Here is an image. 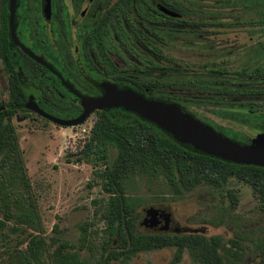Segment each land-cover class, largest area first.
Listing matches in <instances>:
<instances>
[{"label": "flooded vegetation", "instance_id": "af4514ba", "mask_svg": "<svg viewBox=\"0 0 264 264\" xmlns=\"http://www.w3.org/2000/svg\"><path fill=\"white\" fill-rule=\"evenodd\" d=\"M185 1L17 0L16 37L49 67L38 63L14 41L9 20L6 63L17 65L25 95L32 96L48 114L45 108L67 114L63 119L82 112L80 99L68 85L83 96L99 97L104 94L103 85L111 83L143 96L173 97L196 119L245 143L230 135L250 140L246 132L249 120L255 122L252 126L264 128V17L255 24L249 19L252 11L225 8L219 0L214 8L202 9V19L196 20L190 18L192 11ZM201 32L202 76L189 78L185 68L175 62L173 45L176 36ZM11 79L0 55L3 95L11 93ZM197 79L201 85L191 86L190 81ZM68 94L74 101L66 98ZM46 97L61 98L67 106L50 104ZM201 104L202 116L193 110ZM78 105L80 112L71 116L68 106ZM150 208L141 220L147 233H185L173 222L171 213L161 207H153V223L145 221Z\"/></svg>", "mask_w": 264, "mask_h": 264}, {"label": "trees", "instance_id": "16d2710c", "mask_svg": "<svg viewBox=\"0 0 264 264\" xmlns=\"http://www.w3.org/2000/svg\"><path fill=\"white\" fill-rule=\"evenodd\" d=\"M7 18L8 0H0V55L6 72L12 77L9 83L11 93L0 103V242L13 233L19 237V230L26 235L17 239L13 246H6L5 264H111L112 261L129 264L131 257L138 252L167 247L174 249L169 264H178L184 252L197 264H246L243 247L235 238L228 240L230 246L227 247L220 235L137 232L138 202L127 194L128 185L135 177L162 176L173 194L182 195L200 185L222 189L237 181L251 188L264 216V166L239 164L189 148L155 124L120 107L92 113L95 122L91 137L76 154L77 162L104 164L95 172L103 191L108 194L95 212L104 223L100 231L103 236H98L96 229L90 232L89 227L94 224L87 221L80 225L79 245L46 234L12 123L15 115L28 112L25 108L28 98L21 88L17 65L6 63ZM34 65L39 67L36 63ZM190 84L198 87L201 80H192ZM144 97L177 102L169 96ZM44 99L50 104L57 102L61 107L67 106L61 98ZM68 108L71 116L81 110L79 105ZM110 149L115 151L112 158L109 157ZM226 194L231 208H234L238 196L229 188H226ZM53 231L60 233L57 224ZM96 236L99 240L95 242ZM258 247L262 257L260 264H264V237ZM83 250L85 256L80 254ZM224 253L230 255L227 257Z\"/></svg>", "mask_w": 264, "mask_h": 264}, {"label": "rangeland", "instance_id": "374dc122", "mask_svg": "<svg viewBox=\"0 0 264 264\" xmlns=\"http://www.w3.org/2000/svg\"><path fill=\"white\" fill-rule=\"evenodd\" d=\"M218 2L219 0H186L185 5L192 11L190 18L198 20L202 19V13H199L202 9L214 8ZM221 5L225 8L236 7L252 11L253 17L249 19L254 20L255 24L264 17V0H223ZM173 46L175 62L179 68H185V75L189 78L202 76V32L176 36ZM195 97L202 99V96ZM66 98L74 101L73 96L69 94ZM6 99L7 96L0 92V103ZM45 109L59 118L67 117L63 112ZM193 110L202 116V104L193 107ZM94 122L93 114L82 124L72 127L53 124L33 112L19 113L12 119L32 192L36 198L39 218L46 234L59 236L77 245L80 244V225L85 221L94 224L89 227L90 232L96 229L98 236H103L100 231L104 228V223L95 212L103 200L107 199L108 194L103 191L100 178L96 177L95 172L102 169L104 164L76 161V154L91 137ZM252 125H255L254 121L249 120L246 123V132L252 137L250 140L234 134L229 135L236 140L255 145L258 142L257 133L264 131V128ZM256 129L260 131L257 132ZM114 153V149H110L109 157L112 158ZM226 188L234 190L238 196L234 208L230 206ZM127 194L138 202L137 232H149L141 224L145 210L149 207H161L171 213L173 222L182 228L181 232L187 228H202L206 236L220 235L227 247L230 246L228 240L235 238L243 247L242 255L246 264L261 263L258 244L264 237V216L259 211L248 185L237 181L230 182L222 189L200 185L182 195H175L169 190L162 176H140L131 180ZM55 224L60 233L53 231ZM25 235L26 233L19 230V237L13 233L0 242V264H5L6 246H13L17 239ZM98 240L96 236L94 241ZM80 254L85 256V250ZM173 255L174 249L170 247L142 251L133 255L129 264H169ZM229 255L226 254L227 257ZM111 264L119 262L112 261ZM178 264L197 263L184 252Z\"/></svg>", "mask_w": 264, "mask_h": 264}, {"label": "water", "instance_id": "95a60500", "mask_svg": "<svg viewBox=\"0 0 264 264\" xmlns=\"http://www.w3.org/2000/svg\"><path fill=\"white\" fill-rule=\"evenodd\" d=\"M16 1L17 0H9L8 4V20L12 38L38 63L46 65L40 57L34 55L21 45L16 37L14 25ZM163 11L170 15H175L164 9ZM68 87L74 92L76 97L80 99L83 107L82 112L75 118L63 119L44 112L33 101L32 96L26 101L25 107L36 111L42 117L63 127H72L82 124L95 110L120 107L155 124L189 148L239 164L264 166V132L258 135L257 144L250 145L234 141L218 133L212 127L196 119L192 114L185 111L175 102L162 99H148L130 88L120 89L111 83H105L103 85L104 94L99 97H86L72 89L69 85ZM168 215L169 214L165 216L166 220L168 219ZM155 216L156 213L152 207L147 211L145 221L153 223L155 221ZM184 232L203 233L204 229L187 228L184 229Z\"/></svg>", "mask_w": 264, "mask_h": 264}]
</instances>
